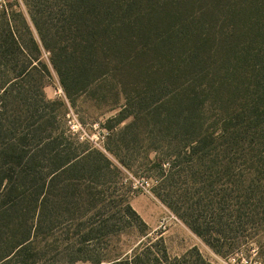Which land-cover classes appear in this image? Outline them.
<instances>
[{
  "label": "trees",
  "instance_id": "obj_1",
  "mask_svg": "<svg viewBox=\"0 0 264 264\" xmlns=\"http://www.w3.org/2000/svg\"><path fill=\"white\" fill-rule=\"evenodd\" d=\"M21 1L38 39L0 3V264H209L151 240L105 256L119 221L147 227L118 165L151 173L215 255L250 261L264 236V0ZM43 51L72 107L118 110L105 145L118 165L69 134L67 107L44 94Z\"/></svg>",
  "mask_w": 264,
  "mask_h": 264
},
{
  "label": "rangeland",
  "instance_id": "obj_2",
  "mask_svg": "<svg viewBox=\"0 0 264 264\" xmlns=\"http://www.w3.org/2000/svg\"><path fill=\"white\" fill-rule=\"evenodd\" d=\"M2 2L4 0H0V3ZM10 2L17 3L20 12L24 13L35 37L38 39L23 2L21 0H10ZM41 60L48 65L51 73V78L47 79L44 88L46 98L65 104L67 107V123L68 121H72L73 118L79 120L88 137L87 142L81 143H87L92 148L105 153L118 165L114 158L105 151V145L110 136V134L107 136L109 131L107 132L106 128L110 129L113 127L112 130L116 131V128L119 127L115 126L114 122H110L118 113V110L109 111V106L103 104L98 106L95 102L86 98H81L77 107H72L65 96L57 74L52 69L49 55L44 51L42 52ZM105 137L106 141L104 140ZM97 145H102V148H98ZM118 167L121 172L119 185L124 189L130 190V204L147 227H144L139 220L133 217L128 220L119 221L117 227L122 229V234L113 236L107 240L104 239L97 245L105 253V256L111 257L113 254H119L130 257L135 249L151 240L155 243L160 242L159 245L165 246L171 257H182L187 251L196 247L208 260L209 264H263L257 258V253L260 251V245L264 243V236L260 241L252 242L247 248L249 252L245 254L252 257L250 261H246L245 256H237L227 260L222 259L215 255L199 237L154 196L152 188L156 187V180L149 176L151 173L143 170V172L134 175L131 171L124 169L120 165ZM54 235L52 240L59 241L57 238H59L60 232ZM48 243H50L49 240ZM53 255L54 253L49 254L50 257ZM49 256L35 264H53L49 261ZM74 264L89 263L75 262Z\"/></svg>",
  "mask_w": 264,
  "mask_h": 264
},
{
  "label": "built area",
  "instance_id": "obj_3",
  "mask_svg": "<svg viewBox=\"0 0 264 264\" xmlns=\"http://www.w3.org/2000/svg\"><path fill=\"white\" fill-rule=\"evenodd\" d=\"M67 128H68L69 134L72 135L75 139H77L80 143L88 141V137L86 136L84 128L77 118H73L72 121H68ZM109 134L110 133L108 132L107 136ZM104 140L106 141V137ZM97 146L98 148H102V145H97Z\"/></svg>",
  "mask_w": 264,
  "mask_h": 264
}]
</instances>
